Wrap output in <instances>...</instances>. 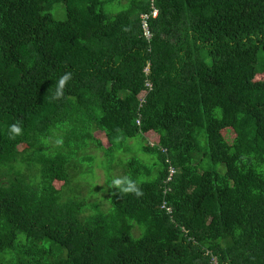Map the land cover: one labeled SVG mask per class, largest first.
<instances>
[{
  "label": "trees",
  "instance_id": "trees-1",
  "mask_svg": "<svg viewBox=\"0 0 264 264\" xmlns=\"http://www.w3.org/2000/svg\"><path fill=\"white\" fill-rule=\"evenodd\" d=\"M106 2L0 0V264H264V0H154L150 40L152 0ZM97 130L107 209L64 197ZM137 135L140 197L110 167Z\"/></svg>",
  "mask_w": 264,
  "mask_h": 264
},
{
  "label": "rangeland",
  "instance_id": "rangeland-1",
  "mask_svg": "<svg viewBox=\"0 0 264 264\" xmlns=\"http://www.w3.org/2000/svg\"><path fill=\"white\" fill-rule=\"evenodd\" d=\"M132 1L134 0H107L104 8L111 15H115L118 12L127 10ZM53 13L56 18H65L66 14L63 4H55ZM95 135L100 139L102 147H96L92 144L85 148L83 152L84 159L94 158L93 165L91 166L92 168L90 167V172L87 173L86 179L79 177L81 179L79 188H73L75 187L74 184L73 187L70 185L69 187L64 189V197L74 196V192L71 189H77L79 191L80 197H83L86 203H93L94 201H98L100 204V208L107 209L109 207L110 198H108V193L111 194V190L113 189L110 186L112 180L108 181L107 177V160L105 156V149L110 147V143L103 131L97 130L95 132ZM144 143L145 138L142 135H137L133 138H129L124 147L121 150H117L115 152V157L110 164V167L112 168V178L116 179L122 178V176H124V163L134 154H136L141 160L145 162H150L156 159L155 155L143 150L142 147ZM131 148L133 149L134 153L131 151ZM87 168L88 167H85V169ZM86 213L90 214L91 212L87 211Z\"/></svg>",
  "mask_w": 264,
  "mask_h": 264
},
{
  "label": "clouds",
  "instance_id": "clouds-1",
  "mask_svg": "<svg viewBox=\"0 0 264 264\" xmlns=\"http://www.w3.org/2000/svg\"><path fill=\"white\" fill-rule=\"evenodd\" d=\"M71 79V74L66 73L62 76L58 82L57 92L54 95V99L60 98L63 95V88L67 82ZM10 133L14 136L20 135L22 133V128L19 126V123H14L10 126ZM113 185L117 187L121 192L125 194H134L137 197L143 195L142 191L137 186L136 182L133 181L130 177L116 178L113 180Z\"/></svg>",
  "mask_w": 264,
  "mask_h": 264
},
{
  "label": "built area",
  "instance_id": "built-area-1",
  "mask_svg": "<svg viewBox=\"0 0 264 264\" xmlns=\"http://www.w3.org/2000/svg\"><path fill=\"white\" fill-rule=\"evenodd\" d=\"M152 8H153V9H152V13H151V14H149V13H144V14L141 15V18H142V28H143V31H144V35H145V37H146L147 39H149V40H150L151 37H152V32H151V30H150V26H149V19H150L151 16H152V17H156V16L158 15V9L154 6V0H152ZM144 71H145L146 73L149 72V65H147V66L145 67ZM145 85H146V87H147V91H146V93L152 90V88H153V84H152V82H151L149 79L146 80ZM146 96H147V95H144V96L142 97V99H141V101H140V106H142L143 103L146 102ZM137 123L140 124L141 121H140V120H137ZM149 144H151L152 146H154V143L151 142V141H149ZM175 171H177V170H176L174 167H170V174H169V177H168V179H167L168 181H170V180L172 179V176L174 175ZM208 253H210V251H208ZM212 256H213V257H212V259H211V264H219L218 257H216V256H214V255H212Z\"/></svg>",
  "mask_w": 264,
  "mask_h": 264
}]
</instances>
